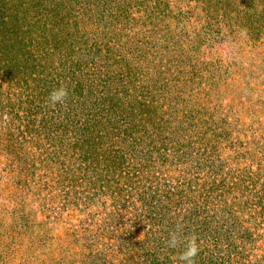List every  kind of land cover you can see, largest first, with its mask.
<instances>
[{
    "label": "rangeland",
    "instance_id": "obj_1",
    "mask_svg": "<svg viewBox=\"0 0 264 264\" xmlns=\"http://www.w3.org/2000/svg\"><path fill=\"white\" fill-rule=\"evenodd\" d=\"M190 238L264 264V0H0V264Z\"/></svg>",
    "mask_w": 264,
    "mask_h": 264
},
{
    "label": "clouds",
    "instance_id": "obj_2",
    "mask_svg": "<svg viewBox=\"0 0 264 264\" xmlns=\"http://www.w3.org/2000/svg\"><path fill=\"white\" fill-rule=\"evenodd\" d=\"M68 89L66 86L61 85L59 88L53 90L49 95V102L52 105L57 103H64L68 98ZM170 238L168 240L169 247H175L179 242V237L177 232H171L169 234ZM198 254V245L195 238H190L188 240L186 250L180 254L179 260L182 264H195V257Z\"/></svg>",
    "mask_w": 264,
    "mask_h": 264
}]
</instances>
